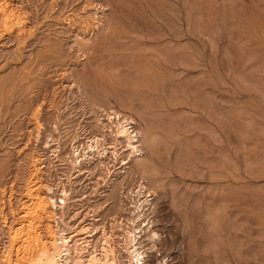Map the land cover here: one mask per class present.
Masks as SVG:
<instances>
[{
    "label": "rangeland",
    "instance_id": "obj_1",
    "mask_svg": "<svg viewBox=\"0 0 264 264\" xmlns=\"http://www.w3.org/2000/svg\"><path fill=\"white\" fill-rule=\"evenodd\" d=\"M0 7V264L19 201L38 187L51 212L48 186L77 197L69 238L115 240L93 259L129 264L143 231L144 264H264V0Z\"/></svg>",
    "mask_w": 264,
    "mask_h": 264
},
{
    "label": "bare ground",
    "instance_id": "obj_2",
    "mask_svg": "<svg viewBox=\"0 0 264 264\" xmlns=\"http://www.w3.org/2000/svg\"><path fill=\"white\" fill-rule=\"evenodd\" d=\"M117 130H118L117 133L119 137H123V140L126 144L125 146L129 148L130 151H132L133 153L132 155L135 156V158H138L139 155L137 156V154H139L141 143H140V139L137 136V134L132 135V133H129L128 129L126 128V125H122V124L119 125ZM102 154H105V152L101 154L99 153L100 156ZM97 157L99 156L97 155ZM103 157L106 158L107 155L102 156L100 158H103ZM101 163H103V161ZM77 165L79 166V164ZM40 173L43 174L44 172H40ZM48 188H50V191L49 189H47L50 193L47 196L49 197V200L52 203V211H53L52 214L56 215L52 223L55 229L62 230V235L59 233V240L61 243L59 246L60 251L58 252L57 259L55 258L53 259L50 255L52 248L54 247L56 248V245L54 247L52 246L54 245L53 244L54 242H51V235L53 232L51 231V229L48 228V216L52 211L49 212L47 198L42 194L40 189H38V187H36L35 189H32V187H30L28 190L29 193H27L26 197H24L25 201H23V199L19 201L21 202V204L19 205V211L16 214L18 218H16L14 226L9 228L10 230L9 241L13 248L12 253H14V259L13 261L10 262V264H13V263L14 264H25L24 263L25 256L27 254L30 255L31 253H34L35 251L41 252V254L45 258V261H42L41 264H117V262L118 264H125V261H123L122 263L119 261V259L116 256V251H113V253H114V256L117 262L115 260H110L109 259L110 257L108 255H107L108 257L107 258L105 257L104 260L92 258L93 256L100 257L101 259L104 257V252L101 249L102 246L104 247L105 250L113 248V246L115 245L114 243L115 240L112 238L111 235L104 236L106 237L105 239L102 237L101 240H99L98 242V247H100L99 250L96 249L95 236L91 240L90 239L83 240V244L82 243L78 244L77 242L73 241V239L69 238V236L65 232L66 226H69V224L76 225L78 224V220H79L78 218L75 221L71 220L72 218L71 211L73 207L77 206L76 205L77 197H75V195L70 194L72 193V191L69 190V188L62 189L59 195H56V192L52 190V187L48 186ZM137 193H138L137 195L139 196L141 195V191ZM73 201L76 203H74ZM138 202H141V201H138ZM144 202L147 203V200L145 201L143 200V203ZM136 205H134L133 209L137 211V213L139 214V217L140 215L143 216L142 215L143 211L139 212V210L141 209L140 208L141 204L140 206L138 205L136 206ZM140 222H142V220ZM63 223H66V226ZM63 226H64V229H63ZM72 226L73 225H71V227ZM135 228L140 230L141 227L140 225H138V227H135ZM76 229H77V226H76ZM142 232L139 231L137 234L133 232L131 234L129 231L131 236H129L130 238L127 244L128 247L126 248L127 250L126 253L128 254V257H129L128 259L129 264H144L143 263V260H144L143 251L141 252L142 247L139 241V239L143 238L140 236ZM55 234L57 233L54 232V235ZM71 257H73V259Z\"/></svg>",
    "mask_w": 264,
    "mask_h": 264
}]
</instances>
